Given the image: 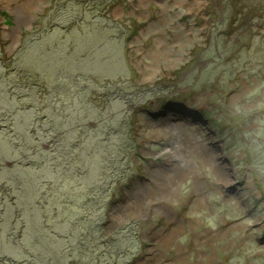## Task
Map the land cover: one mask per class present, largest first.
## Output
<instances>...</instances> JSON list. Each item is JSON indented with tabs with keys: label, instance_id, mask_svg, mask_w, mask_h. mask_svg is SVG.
<instances>
[{
	"label": "rangeland",
	"instance_id": "obj_1",
	"mask_svg": "<svg viewBox=\"0 0 264 264\" xmlns=\"http://www.w3.org/2000/svg\"><path fill=\"white\" fill-rule=\"evenodd\" d=\"M25 120L134 264H264V0H0V184Z\"/></svg>",
	"mask_w": 264,
	"mask_h": 264
},
{
	"label": "trees",
	"instance_id": "obj_2",
	"mask_svg": "<svg viewBox=\"0 0 264 264\" xmlns=\"http://www.w3.org/2000/svg\"><path fill=\"white\" fill-rule=\"evenodd\" d=\"M78 2L99 16L105 15L113 5V0ZM97 38L104 39L100 35ZM30 122L25 120L23 124L28 135L35 137L33 144L23 147L22 143L9 141L18 156L8 167L18 164L34 167L36 171L13 179V185L7 180L0 184V194H9L13 202L11 206L0 202V264H134L139 253L132 255L124 249L131 241L120 243L113 235L96 233L95 220L85 212L94 203L81 202L76 194L73 200L62 197L61 189L72 180L68 174L70 162L60 149L62 139L55 138L57 133L52 134L50 126L43 123L33 126ZM84 128L86 124L79 122L69 128L78 131L72 144L80 143ZM0 134L6 135L1 127ZM1 148L6 151L5 146ZM41 167H48L58 181L43 179ZM41 182L44 187L39 189ZM102 223L105 225L104 220ZM144 245L141 242L142 248ZM127 253L131 256L126 259Z\"/></svg>",
	"mask_w": 264,
	"mask_h": 264
},
{
	"label": "bare ground",
	"instance_id": "obj_3",
	"mask_svg": "<svg viewBox=\"0 0 264 264\" xmlns=\"http://www.w3.org/2000/svg\"><path fill=\"white\" fill-rule=\"evenodd\" d=\"M180 136V135H179ZM188 163V162H187Z\"/></svg>",
	"mask_w": 264,
	"mask_h": 264
}]
</instances>
